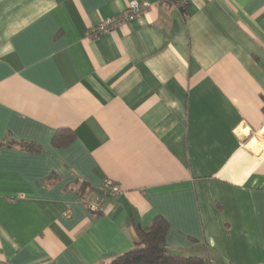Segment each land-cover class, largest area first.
I'll return each mask as SVG.
<instances>
[{
  "label": "crops",
  "instance_id": "0c3cea01",
  "mask_svg": "<svg viewBox=\"0 0 264 264\" xmlns=\"http://www.w3.org/2000/svg\"><path fill=\"white\" fill-rule=\"evenodd\" d=\"M130 1L0 0V264H105L156 216L172 253L264 264V0L88 36Z\"/></svg>",
  "mask_w": 264,
  "mask_h": 264
},
{
  "label": "trees",
  "instance_id": "16d2710c",
  "mask_svg": "<svg viewBox=\"0 0 264 264\" xmlns=\"http://www.w3.org/2000/svg\"><path fill=\"white\" fill-rule=\"evenodd\" d=\"M174 2L176 0H164ZM74 134L69 129H61L54 135V144L61 146L70 143ZM25 149H34L32 144L21 143ZM85 187L82 186L81 189ZM167 223L156 216L145 227H136L137 240L132 248L116 256L105 264H204V259L183 256L169 251L165 244Z\"/></svg>",
  "mask_w": 264,
  "mask_h": 264
},
{
  "label": "built area",
  "instance_id": "2783aa9c",
  "mask_svg": "<svg viewBox=\"0 0 264 264\" xmlns=\"http://www.w3.org/2000/svg\"><path fill=\"white\" fill-rule=\"evenodd\" d=\"M189 1L190 0H176L174 1V5H176L178 8L184 9ZM149 7L150 3L148 1L139 2L137 0H132L119 14L105 18L92 26L88 30V36L97 37L100 34L107 33L117 27L124 25L128 21L137 19L145 14L148 11ZM104 188L106 194L108 195H115L121 192L118 184L107 179L104 182ZM87 206L89 211L92 213L101 214L104 212V204L102 203V201L97 200L94 202H88Z\"/></svg>",
  "mask_w": 264,
  "mask_h": 264
},
{
  "label": "water",
  "instance_id": "95a60500",
  "mask_svg": "<svg viewBox=\"0 0 264 264\" xmlns=\"http://www.w3.org/2000/svg\"><path fill=\"white\" fill-rule=\"evenodd\" d=\"M92 190H93L94 192H96L99 196H102L103 193H104V191L101 190V189H99V188H94V187H93Z\"/></svg>",
  "mask_w": 264,
  "mask_h": 264
}]
</instances>
